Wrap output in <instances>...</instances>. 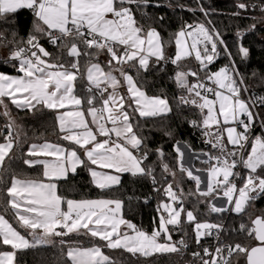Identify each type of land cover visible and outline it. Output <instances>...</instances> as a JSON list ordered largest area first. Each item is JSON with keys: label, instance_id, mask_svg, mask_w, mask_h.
<instances>
[{"label": "snow or ice", "instance_id": "1", "mask_svg": "<svg viewBox=\"0 0 264 264\" xmlns=\"http://www.w3.org/2000/svg\"><path fill=\"white\" fill-rule=\"evenodd\" d=\"M149 7L161 5L151 0H0V48L8 53L0 63H12L18 73L0 71V115L6 119L0 130V193L5 194L0 200V247L11 249L0 251V264H18V252L57 244L60 264H116L104 248L141 257L180 253L188 245L183 238L174 242L171 229L183 223L193 226L197 244L205 236L215 233L217 237L214 250L205 247L203 255L193 253L200 264H264V213L253 216L248 212L253 202L264 198V134L254 135L257 114L253 111L255 106H264V96L242 98L248 89L242 87L244 79L233 53L215 27L185 23L175 34L174 55L166 56L157 28L145 30L137 20V11ZM236 7L244 11L259 8L264 13V3H238ZM22 10L33 17L26 37L18 31L17 17ZM187 10L209 15L201 0H197L196 9ZM156 19L162 22L164 17ZM241 37L238 31V40ZM41 41L52 45L56 54ZM221 51L229 64L213 72L209 66ZM101 54L108 57L107 70L97 60ZM237 55L247 59L250 50L239 43ZM189 58H194L198 67L185 71L181 65ZM82 59L86 65L83 70ZM162 61L177 66L173 79L181 94L175 98L176 108L198 110L199 117L188 123L199 129L204 143L211 146L202 153L206 159L194 155L207 165L196 169L206 173L202 180L185 167L184 153L176 142L177 168L195 182V190L188 193L176 181L173 168L163 162L162 148L155 154L167 176L155 187V169L147 163V137L139 132L142 119L166 116L174 109L166 94L149 95L146 79H137L130 72L134 69L139 77L154 68L162 71ZM80 81H86L82 95L77 93ZM6 100L33 114L56 112L59 139L67 145L45 141L28 146L22 163L28 168L40 166L37 177H22L13 168L22 140ZM260 123L264 130V119ZM165 135L171 138L174 133L168 130ZM238 165L247 170L240 187L235 182L240 178L234 171ZM80 168L88 171L92 184L101 192L121 185V176L126 173L133 178L150 177L153 191L163 193L151 233L124 218V201L120 199L76 200L59 194L58 182L77 174ZM186 196H195V204H205L210 214L232 212L240 216L241 222L233 230L243 239L219 242L227 226L198 220L197 209L185 208ZM219 199L225 203L218 206L214 201ZM8 213L11 219L6 218ZM73 235L102 243L84 246L73 240Z\"/></svg>", "mask_w": 264, "mask_h": 264}, {"label": "trees", "instance_id": "2", "mask_svg": "<svg viewBox=\"0 0 264 264\" xmlns=\"http://www.w3.org/2000/svg\"><path fill=\"white\" fill-rule=\"evenodd\" d=\"M153 4L159 3L161 7H149L143 11H137V20L144 26L145 30L149 26L157 28L165 46V55L171 57L176 51L174 42L175 34L185 24H193L196 22H204L211 28L215 27L224 39L228 48L233 53L236 67L244 79V85L248 89L243 92L242 96L245 99H250L254 96H264V13H261L259 8H249L247 11L237 9L238 3L248 5L261 4L264 0H201L203 6L208 10L209 15L204 16L199 10L192 12L188 8H197V0H151ZM179 5H184L181 9ZM240 11L239 16H234L233 13ZM163 16L164 20L158 22L156 18ZM18 31L21 36L27 35L31 29L33 17L27 10H22L18 17ZM210 22V23H209ZM255 24L252 29L251 25ZM242 33L241 39L238 40L237 32ZM43 46L49 51L56 54L57 50L46 41H41ZM242 43L244 47L250 50V55L247 59H241L237 55V46ZM7 50L0 48V60L7 56ZM107 55L101 54L97 60L106 67ZM82 70L86 67L85 60H81ZM229 64V58L220 52L216 61L210 65L213 70L219 69ZM163 70L154 68L149 74L141 73L136 76L135 70L131 73L137 79H146V91L149 95L166 94L173 106V112L162 117L142 119L140 134L147 137V145L150 151V157L147 163L151 164L155 169L157 184L155 187H160L163 184V177L167 176L159 166L160 161L155 154L157 148H162L165 156L163 162L169 164L176 172V181L181 184L185 193L195 190V182L189 180L185 174L181 173L177 168L176 152L174 147L176 142H185L192 151L202 152L209 151L210 145L204 143V137L199 129L191 127L189 120L199 117L198 110H189L188 106L183 109H177L175 98L181 94L173 77L177 71V66L170 62L162 61L159 65ZM183 70L188 68L196 69L198 67L193 59H187L181 65ZM0 71L5 73H17L12 66V63H0ZM189 80L194 82L195 79L189 77ZM86 81H80L77 84V93L83 94V85ZM8 104L9 111L15 124L19 126L21 131V146L16 149V161L13 168L16 169L22 177H37L40 175L41 167L28 168L22 161L27 152L28 146L31 143H41L45 141L60 143L67 145V142L59 139V132L56 127V112L45 110L43 113L33 114L27 110L17 109L10 101H5ZM255 111L264 118V106H255ZM137 119H139L137 117ZM6 123L5 117L0 115V130ZM259 126V121H256ZM171 130L174 133L173 137H168L165 132ZM263 133L260 127L257 129ZM264 134V133H263ZM213 151V150H212ZM214 153V152H213ZM195 166L199 167L198 161H195ZM205 166V165H201ZM246 174V169L243 171ZM171 181L172 177L168 176ZM154 185L150 177L133 178L130 174H123L121 185L115 186L112 190L101 192L91 182L90 175L86 169L80 168L77 174L69 175L67 180L58 182L59 194L68 199H95V198H111L124 201L123 215L124 217L135 224L137 228L151 232L155 226L154 219L157 218L156 207L158 202L163 198V193L153 191ZM5 199V194L0 193V200ZM195 196L185 197V208L188 210L197 209L196 215L198 220L212 223H223L227 226V230L223 231L222 243L228 244L232 242H240L243 237L233 229L238 228L241 217L235 213H209L205 204H195ZM250 214L264 213V198H260L253 202L251 208L248 209ZM223 217V219H221ZM6 218L11 219V213H8ZM182 219L184 217L182 216ZM247 220L245 216L243 218ZM15 226L14 220L12 221ZM171 229V226H170ZM172 237L176 241L184 239L187 243V252L173 254H156L151 257L132 256L122 249L110 250L104 248L103 251L109 255L116 264H189L192 257L191 254L198 250L195 242V233L193 226L188 223H183L181 226L171 229ZM58 239V238H57ZM73 240L79 241L84 246H91L95 243H102L97 240H90L88 237L72 236ZM11 250L8 247H0V251ZM66 251V249H65ZM18 264H60L62 260L60 247L48 245L41 246L36 249H29L17 254Z\"/></svg>", "mask_w": 264, "mask_h": 264}, {"label": "crops", "instance_id": "3", "mask_svg": "<svg viewBox=\"0 0 264 264\" xmlns=\"http://www.w3.org/2000/svg\"><path fill=\"white\" fill-rule=\"evenodd\" d=\"M202 23H204V22H202ZM205 25L207 26V27H209V28H211L208 24H206L205 23ZM189 43H191V40L189 39ZM190 59V58H189ZM191 59H193L194 60V62H195V64H197L198 65V62H196L195 61V59L194 58H191ZM102 65V64H101ZM103 66V65H102ZM210 67V66H209ZM211 69V68H210ZM105 70H107V68L105 67ZM216 70H218V69H216ZM186 71V70H185ZM211 71H215V70H213V69H211ZM7 74H10V75H17L18 73H7ZM130 74H132L131 72H130ZM117 75H118V73H117ZM201 75V77H203V75H202V73L200 74ZM126 92V86L124 87V88H122L121 89V93L123 94V93H125ZM242 98H244L243 96H242ZM245 99V98H244ZM247 100V99H246ZM253 111L254 112H256L255 111V108H253ZM88 119L90 120V117H88ZM238 130H242V129H238ZM47 142H49V141H47ZM41 143H43V142H41ZM52 143H54V142H52ZM39 144V143H38ZM64 145V144H63ZM66 146V145H65ZM231 146V145H230ZM179 147L182 149V151H183V153H184V157L186 156H189L188 154V152H192L191 154H194V155H200V158H201V160H203V159H206V157H204L203 155H202V153L203 152H205V151H202V152H194V151H192L191 150V148L185 143V142H180L179 143ZM193 155V156H194ZM190 157H192V155L190 156ZM188 161H190L189 163H187V164H189V166H191L192 168V171L194 172L195 171V169H203V168H206L207 167V165H205V166H201V165H204V164H202V163H200V161H198V160H196V159H194V157L193 158H191V159H189ZM195 161H198V163H199V167H196L195 166ZM184 163V162H183ZM185 167H188V168H190L189 166H187L186 165V162H185ZM195 168V169H194ZM234 171H236V169L234 170ZM194 174L196 175V172H194ZM198 175H200L201 177H202V179L203 180H205L206 179V173L205 172H198L197 173ZM123 176V175H122ZM122 176H121V181H122ZM203 177H205V179L203 178ZM203 187H204V185H203ZM95 199H101V198H95ZM76 200H78V199H76ZM218 206L219 205H221V204H224V201H222L221 199H219V200H216V201H214ZM125 218V217H124ZM126 219V218H125ZM127 220V219H126ZM129 221V220H128ZM122 230H124V231H130V230H128V229H126V228H124L123 226H122ZM145 231V230H144ZM148 232V231H147ZM149 233H151V232H149ZM105 253V252H104ZM106 254V253H105ZM107 255V254H106ZM109 256V255H108Z\"/></svg>", "mask_w": 264, "mask_h": 264}, {"label": "built area", "instance_id": "4", "mask_svg": "<svg viewBox=\"0 0 264 264\" xmlns=\"http://www.w3.org/2000/svg\"><path fill=\"white\" fill-rule=\"evenodd\" d=\"M146 11H147V9H146ZM201 78H203V77H201ZM228 147L230 149L232 148V146H230V145H228ZM246 148H247V146H246ZM212 150L215 153L216 150H214V149H212ZM236 171L240 173V178H237L235 180V182H236L237 186L240 187V186H242V178L244 176V173H243L244 169L242 168V166L238 165V167L236 168ZM229 213H231V212H229ZM173 241L175 242L176 240L173 239ZM222 241H223V231L220 234L219 242H222ZM217 243H218V240H217L215 233L212 236H205L201 239L200 244H197L198 250L196 252H199L201 255H203V248L208 247L210 249V251L214 250ZM182 251L187 252V248L183 249ZM191 257H192V259L189 262V264H200L199 258L194 257L193 253L191 254ZM205 258H207V257H205Z\"/></svg>", "mask_w": 264, "mask_h": 264}, {"label": "rangeland", "instance_id": "5", "mask_svg": "<svg viewBox=\"0 0 264 264\" xmlns=\"http://www.w3.org/2000/svg\"><path fill=\"white\" fill-rule=\"evenodd\" d=\"M215 71H217V70H215ZM214 72V71H213ZM202 75L204 76V73H202ZM195 82V81H194ZM256 114H257V120L259 121V126L257 125V123L255 124V127H254V135H262L263 133H261V132H259L257 129L260 127L261 128V123H260V121H261V119H264V118H262L261 117V115L258 113V112H255ZM262 129V128H261ZM247 150H250V144L249 145H247ZM189 154V156H185L184 157V160H183V162H184V164H185V162H186V165L187 166H189V162L190 161H188L189 159H191V158H193L194 156V154H191L192 152H188ZM192 155V157H190ZM187 163H189V164H187ZM190 168H192L191 166H189ZM195 169V168H194ZM194 172H196V175H198L197 173V171H196V169H195V171ZM193 172V173H194ZM246 173H247V170H246ZM246 175V174H245ZM202 178V177H201ZM204 179H205V177H203ZM203 180V179H202ZM201 187L203 188V184L201 185ZM222 201H224V203H225V200L224 199H221ZM256 215H260V214H256Z\"/></svg>", "mask_w": 264, "mask_h": 264}]
</instances>
